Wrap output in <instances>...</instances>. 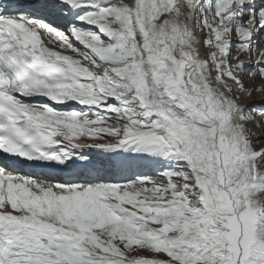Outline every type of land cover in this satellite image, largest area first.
<instances>
[{
	"label": "snow or ice",
	"instance_id": "6c2138e0",
	"mask_svg": "<svg viewBox=\"0 0 264 264\" xmlns=\"http://www.w3.org/2000/svg\"><path fill=\"white\" fill-rule=\"evenodd\" d=\"M246 78L264 0H0V264H264Z\"/></svg>",
	"mask_w": 264,
	"mask_h": 264
},
{
	"label": "rangeland",
	"instance_id": "374dc122",
	"mask_svg": "<svg viewBox=\"0 0 264 264\" xmlns=\"http://www.w3.org/2000/svg\"><path fill=\"white\" fill-rule=\"evenodd\" d=\"M242 59L248 61V57L247 56H244L242 57ZM251 63L254 65L255 61L252 60ZM246 84L249 85V86H252L253 83L255 84L256 87H264V81H261L260 79L258 78H253V79H247L245 80ZM260 95H257L254 93L253 97L251 99L253 100H260Z\"/></svg>",
	"mask_w": 264,
	"mask_h": 264
},
{
	"label": "bare ground",
	"instance_id": "6f19581e",
	"mask_svg": "<svg viewBox=\"0 0 264 264\" xmlns=\"http://www.w3.org/2000/svg\"><path fill=\"white\" fill-rule=\"evenodd\" d=\"M86 142H90V141H86ZM90 154H93V153H90ZM125 175H127V174H125Z\"/></svg>",
	"mask_w": 264,
	"mask_h": 264
}]
</instances>
